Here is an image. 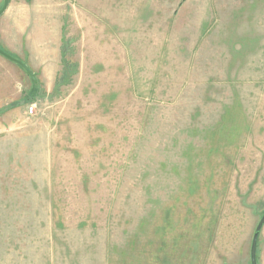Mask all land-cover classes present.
I'll return each mask as SVG.
<instances>
[{
	"label": "rangeland",
	"instance_id": "374dc122",
	"mask_svg": "<svg viewBox=\"0 0 264 264\" xmlns=\"http://www.w3.org/2000/svg\"><path fill=\"white\" fill-rule=\"evenodd\" d=\"M0 50V264H251L264 0H8Z\"/></svg>",
	"mask_w": 264,
	"mask_h": 264
},
{
	"label": "water",
	"instance_id": "95a60500",
	"mask_svg": "<svg viewBox=\"0 0 264 264\" xmlns=\"http://www.w3.org/2000/svg\"><path fill=\"white\" fill-rule=\"evenodd\" d=\"M8 5V0H4V5L2 7V9L0 10V15L2 13H4V11L6 10ZM0 55L3 56L4 58L10 60L11 62H14L15 64L19 65L31 78H33V75L31 74V72L29 71L28 67L23 64L21 61L11 57L10 55L4 53L3 51L0 50ZM264 225V214L262 215L256 229L255 232L253 234V238H252V242H251V248H250V263L251 264H257V260H256V248H257V240H258V236L259 233L262 229Z\"/></svg>",
	"mask_w": 264,
	"mask_h": 264
},
{
	"label": "trees",
	"instance_id": "16d2710c",
	"mask_svg": "<svg viewBox=\"0 0 264 264\" xmlns=\"http://www.w3.org/2000/svg\"><path fill=\"white\" fill-rule=\"evenodd\" d=\"M37 91V90H36ZM35 92V91H34Z\"/></svg>",
	"mask_w": 264,
	"mask_h": 264
}]
</instances>
